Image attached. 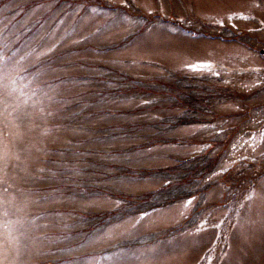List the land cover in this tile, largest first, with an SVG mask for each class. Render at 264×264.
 I'll use <instances>...</instances> for the list:
<instances>
[{"label": "rangeland", "instance_id": "374dc122", "mask_svg": "<svg viewBox=\"0 0 264 264\" xmlns=\"http://www.w3.org/2000/svg\"><path fill=\"white\" fill-rule=\"evenodd\" d=\"M24 1L0 2V264H264V0H81L22 37L50 8L33 5L18 17ZM126 36V44L101 49ZM103 66L150 88L182 78L224 96L192 113L201 122L162 130V100L112 91L98 99L105 85L94 76L114 78ZM76 108L83 118L71 119ZM113 120L161 129L100 138L106 133L94 128ZM74 147L97 152L58 150ZM201 151L219 157L187 198L115 220L84 222L74 213L109 211L121 204L117 192L163 183L108 176L117 172L108 162L162 168ZM85 181L101 192L78 196Z\"/></svg>", "mask_w": 264, "mask_h": 264}, {"label": "trees", "instance_id": "16d2710c", "mask_svg": "<svg viewBox=\"0 0 264 264\" xmlns=\"http://www.w3.org/2000/svg\"><path fill=\"white\" fill-rule=\"evenodd\" d=\"M9 0H0V2H8ZM81 0H27L22 2L20 5H18L17 9L19 10L18 12V17L21 16L23 11L28 10L29 7L33 5H40L42 3H50V8L44 14L41 16L34 18L31 22L29 21L27 26L25 27L26 30L23 33L22 37H27L33 32L39 28L41 23L44 21L45 17L52 14L56 13V17H59L62 13L67 12L70 9H73L79 4ZM89 2V0H85ZM87 4V3H85ZM16 9V8H15ZM58 12V13H57ZM23 30L20 29V32ZM130 37L126 36L122 40L111 44V45H106L102 47L101 49H114L119 46H122L123 44H126L128 42V39ZM102 68L107 69L112 71V75H114V78L107 76V75H98L94 76V80L99 81L100 84H104L105 86L103 87L104 89L97 90L96 95H98V99L107 94V92L112 91L111 95L113 94H126L127 92H130L131 95L136 96V93L138 95H147L149 94L150 101H157V100H162L164 105L161 106L166 114H164L163 119V129L162 130H171L179 125H185V124H190V123H199L200 118L197 117L195 114L193 115V112H197L200 110L201 104L203 105L205 103V99L208 98H222L221 96H224V93L221 92V89L218 88V86L214 87L211 90H207V86L205 85H199L197 82L190 81L189 79H160L159 84H157V89L155 88H150L148 87L149 85H146L145 82L138 80L134 77H132L129 73L120 71L118 69L112 68L110 66H103ZM117 74V76H115ZM111 75V76H112ZM94 83V82H92ZM117 84L115 88H109L110 84ZM122 83L125 85V87L119 86V84ZM199 86L203 90H207V94L205 96H200L198 89ZM211 86V84H210ZM215 86V85H213ZM112 87V86H111ZM109 88V89H106ZM95 90H92L91 92L94 93ZM152 92L154 93L152 95ZM210 92V93H208ZM109 96H107L108 98ZM109 99V98H108ZM203 100V101H202ZM97 99L91 98L90 102L96 103ZM99 101V100H98ZM74 104H77L78 106L83 105L85 103H81L80 101H77L76 99L73 101ZM77 105H72L73 108L78 107ZM158 104L152 103V105L149 106V108H154L157 109ZM176 109V111L173 112V109ZM139 108H134L132 110H127L126 112L131 113L130 116H132L135 113H138ZM206 109V108H205ZM204 109V110H205ZM89 112V116H95V113ZM100 112L104 113V110H101ZM119 112L117 109H111L107 108L105 109V113H116ZM71 119L77 117L83 118V116L86 113H83V110H80V108H76V110L73 112ZM75 125V124H73ZM143 125L150 126V127H155L156 129H161L159 125L156 126L155 121H152L150 123H145V122H135V123H128V124H122L121 121H116L114 120L110 122L108 125H103L98 128L94 129H100L101 133H106V134H100V138L102 137H113V136H121V137H131V136H138L136 134L139 132L142 128ZM78 125L77 127H79ZM108 129H113V131L108 132ZM100 133V132H99ZM74 138V137H73ZM76 138H81V137H76ZM109 138V139H110ZM81 139H78L75 142L79 143L80 141L83 142ZM87 141L89 140L88 138L86 139ZM171 142L176 141L177 143H180V139L177 138H170L169 139ZM214 143H220V140H213ZM210 144L209 142H207ZM206 143V144H207ZM126 148V149H125ZM123 149L125 151H129L131 149V146H125ZM59 151H62L64 153H78V152H88V153H95L97 151H94L89 148H80V147H74L71 150H65L62 148H58ZM208 151V150H207ZM207 151H201L199 153H196L192 157L184 158L182 161L175 165L171 166H166L162 168H134L130 167L128 165L124 164H118L115 162H108L107 165L110 168L116 169L117 172H112L108 173V176L111 175H128L129 177H135V178H140V177H147V178H152V179H161L163 180V183L160 186H157L156 188H153L152 190L144 191L139 194H132V193H123V192H117L115 196L119 197L121 200V204L109 211L103 210V211H92V212H86V211H81V210H74L76 214L79 216L80 221H87L88 218L90 217H95V216H112L114 217L113 220L117 219L118 217L121 216H127L131 214H135L136 212H141V211H146L152 208H157L161 207L167 203H171L173 200H179V199H184L189 197L192 193L191 190L195 189L197 184L203 179L205 176H207L210 172L213 171L215 167V162L217 161V158L219 157L217 155L212 156L209 153H206ZM108 152H121L120 149H111ZM62 161L65 162H70V159L65 157L62 159ZM59 160V163L61 164L62 162ZM55 161H53L54 165ZM68 165V164H67ZM65 165V167H67ZM96 165V164H94ZM71 166V165H70ZM56 169H60L62 166H54ZM72 167V166H71ZM71 167L69 169H71ZM66 169V168H62ZM112 177V176H111ZM88 182L80 183L78 186L80 187V191L77 193L78 196H90V195H95L99 192H101L100 186L94 185V189H92L90 192H87V188L89 186H86ZM100 220L103 218H99ZM89 224V223H88ZM102 225V223L100 222ZM91 225V223L89 224ZM87 226L84 227L86 230Z\"/></svg>", "mask_w": 264, "mask_h": 264}]
</instances>
